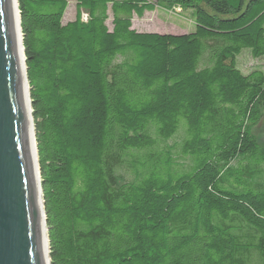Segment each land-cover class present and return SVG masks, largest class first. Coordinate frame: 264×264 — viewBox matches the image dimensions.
<instances>
[{
	"label": "trees",
	"instance_id": "1",
	"mask_svg": "<svg viewBox=\"0 0 264 264\" xmlns=\"http://www.w3.org/2000/svg\"><path fill=\"white\" fill-rule=\"evenodd\" d=\"M76 1L17 0L50 264H264V0Z\"/></svg>",
	"mask_w": 264,
	"mask_h": 264
},
{
	"label": "water",
	"instance_id": "2",
	"mask_svg": "<svg viewBox=\"0 0 264 264\" xmlns=\"http://www.w3.org/2000/svg\"><path fill=\"white\" fill-rule=\"evenodd\" d=\"M29 103L30 111L15 1L0 0V264H48L30 94Z\"/></svg>",
	"mask_w": 264,
	"mask_h": 264
},
{
	"label": "rangeland",
	"instance_id": "3",
	"mask_svg": "<svg viewBox=\"0 0 264 264\" xmlns=\"http://www.w3.org/2000/svg\"><path fill=\"white\" fill-rule=\"evenodd\" d=\"M17 1V0H16ZM233 1V0H231ZM80 17L81 21H86L87 15L85 11L79 8L76 0H67V6L62 18V22L73 20ZM112 13L108 9V18L106 25L111 28ZM132 28L140 32H157L182 34L193 29V11L191 8H182L175 5L168 10L157 8L153 11H145L142 15H132ZM236 66L242 72H248L251 69H260L264 72V55L261 57H253L246 48L236 56ZM29 88V87H28ZM261 118L259 122L252 128V135L256 142L260 145L264 144V104L260 107ZM175 137L168 141L169 144L177 142ZM179 158V157H178Z\"/></svg>",
	"mask_w": 264,
	"mask_h": 264
},
{
	"label": "bare ground",
	"instance_id": "4",
	"mask_svg": "<svg viewBox=\"0 0 264 264\" xmlns=\"http://www.w3.org/2000/svg\"><path fill=\"white\" fill-rule=\"evenodd\" d=\"M14 1H15V13H16L17 30H18V36H19V41H20V47H21V57H22V65H23L24 79H25V83H26L28 106H29V111H30L29 88H28V83H27V79H26V69H25V62H24V53H23L22 40H21V28H20V25H19V16H18V13H17V1L16 0H14ZM31 128H32V121H31ZM32 136H33V129H32ZM33 146H34V153H35V158H36V166L38 167V162H37V149H36V146H35L34 136H33ZM40 204H41V214H42V221H43L44 220V217H43V214L44 213H43V207H42L41 194H40ZM43 228H44L45 243H46L47 263L49 264V254H48V244L49 243H48V238H47V234H46V229L44 227V223H43Z\"/></svg>",
	"mask_w": 264,
	"mask_h": 264
}]
</instances>
